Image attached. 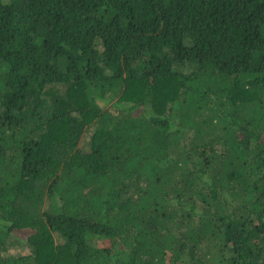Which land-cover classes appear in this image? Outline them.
<instances>
[{"label":"trees","instance_id":"1","mask_svg":"<svg viewBox=\"0 0 264 264\" xmlns=\"http://www.w3.org/2000/svg\"><path fill=\"white\" fill-rule=\"evenodd\" d=\"M0 264H264V0H0Z\"/></svg>","mask_w":264,"mask_h":264},{"label":"rangeland","instance_id":"2","mask_svg":"<svg viewBox=\"0 0 264 264\" xmlns=\"http://www.w3.org/2000/svg\"><path fill=\"white\" fill-rule=\"evenodd\" d=\"M19 249H20V250H21V249H22V250H24V248H23V247H21V246L19 247Z\"/></svg>","mask_w":264,"mask_h":264}]
</instances>
